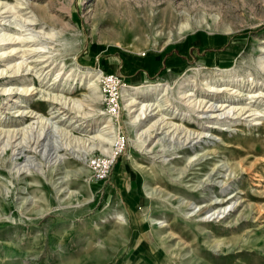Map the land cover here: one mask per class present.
I'll use <instances>...</instances> for the list:
<instances>
[{
	"label": "rangeland",
	"instance_id": "obj_1",
	"mask_svg": "<svg viewBox=\"0 0 264 264\" xmlns=\"http://www.w3.org/2000/svg\"><path fill=\"white\" fill-rule=\"evenodd\" d=\"M2 34L42 53L0 60V264H264V98H249L264 95V0H0ZM88 70L170 88L154 120L174 131L139 139L124 102L112 121ZM201 101L255 116L202 119ZM117 133L97 181L89 160L115 154Z\"/></svg>",
	"mask_w": 264,
	"mask_h": 264
},
{
	"label": "bare ground",
	"instance_id": "obj_2",
	"mask_svg": "<svg viewBox=\"0 0 264 264\" xmlns=\"http://www.w3.org/2000/svg\"><path fill=\"white\" fill-rule=\"evenodd\" d=\"M206 3V2H205ZM21 5V4H20ZM24 8V7H23ZM180 16H181V14H180ZM180 18V17H179ZM174 19H175V17H174ZM173 19H171V21H172ZM28 22H34V20H32V19H30ZM35 24V23H34ZM172 24V23H171ZM178 25V24H177ZM173 26V25H172ZM175 29V28H174ZM188 29H189V25L186 23V22H183V23H181L179 26H178V28H177V33H179V34H183L184 32H186V31H188ZM176 31V30H175ZM24 32V31H23ZM171 33V32H170ZM46 34V33H45ZM3 35V34H2ZM49 35V34H48ZM52 35V34H51ZM188 35V34H187ZM4 37L3 38H1V40H0V42L2 43H4L3 44V46H8L7 48H3L2 50H4L2 53H1V55H0V60L1 61H5L4 59L5 58H11V57H15L17 54H19V53H21V52H40V51H36V50H38V49H30V50H27V49H24V50H20L19 49V47L18 46H25V44H27V43H32L33 41H30L29 39H26V38H22V39H20V38H17V37H15L13 34H5V35H3ZM42 36V35H41ZM45 36V35H44ZM170 36V35H169ZM191 36V35H190ZM171 37H172V35H171ZM183 37V36H182ZM17 38V39H16ZM173 38V37H172ZM171 38V39H172ZM33 39V38H32ZM0 43V44H1ZM199 43V42H198ZM198 43H197V45H198ZM42 45H43V43H42ZM187 46H188V44H187ZM41 48V47H40ZM40 53H42V52H40ZM43 53H44V51H43ZM43 61V60H42ZM14 63V62H13ZM13 67V68H12ZM22 67H23V63H20V64H17V63H15V64H11V63H8V69L10 68V70H11V68H12V70L11 71H9V72H12L11 73V75H8V76H14V74L15 75H17V74H19V72H20V69L21 70H23L22 69ZM30 67V66H29ZM262 68H263V70H264V64L262 65ZM35 69V68H34ZM22 72V71H21ZM8 74V73H7ZM101 73H99V72H96V73H94L92 70H88V71H86V75L87 76H89L90 78H89V81H88V83H87V88L90 90V93L92 94V96L93 97H95V96H97V92H98V90H99V81H100V79H101V75H100ZM6 76V75H5ZM12 89V88H11ZM8 89H6L5 90V93H8V94H11L10 92H11V90H9V91H7ZM16 90V89H15ZM33 90L35 91V89H29V88H26V89H23V93L22 94H25V95H27V94H31V93H33ZM208 92H210L211 94H212V96H214V94L215 93H223V92H227V91H229V89L227 88H223V89H221V90H216V89H214L212 86H208ZM21 91V90H20ZM169 91H170V88H166V87H163V88H158V87H151V88H147V89H145V88H142V87H137V88H133V89H123V102L125 103V105H124V107H125V109H127V111H128V113H130L131 114V119H133V121H132V124L133 125H136V126H139V127H141V129H139L140 131H137V132H139V133H136V137H139V139H141L143 136H144V139H149V138H151L152 139V133L153 132H155L156 134H160V130L161 131H163V130H165V129H169V132L170 133H172L173 131H174V129L173 130H171L172 129V127H175V126H177L175 123H173V122H166V120H169V118L168 117H164V116H162V117H160V118H158L157 120L155 119L154 120V118L156 117V116H159V114H162L164 111H166V109H164V107L161 105V104H157L156 103V101L154 100V97H157V99L159 98V96L160 95H167L168 93H169ZM14 92V91H13ZM166 92V93H165ZM233 92V91H232ZM231 92V93H232ZM2 93V92H1ZM165 93V94H164ZM235 93V92H234ZM233 93V94H234ZM19 94V93H18ZM34 94V93H33ZM32 94V95H33ZM96 94V95H95ZM236 94H238V92L236 93ZM261 93H259L258 95H253L252 94V96L251 97H249V98H264V95H263V93H262V95H260ZM95 95V96H94ZM230 95H232V94H230ZM195 95L192 93V92H186V93H184V96L182 97L184 100H186V102L187 103H189V104H187V106H191V104L192 103H194L196 100H191V98L192 97H194ZM142 97H147L146 98V100H141V98ZM263 100V99H262ZM59 101V100H58ZM21 103V100H20V98H16L15 100H11V104H13V105H19ZM197 103H198V101H197ZM11 104H9L8 103V105L9 106H11ZM185 104V105H186ZM203 104V101H201V103L198 105L199 107L198 108H200V110H201V112H202V116H201V118L203 119H210V120H213V119H218L219 118V116H220V114H218L217 115V113L216 112H219V111H225L227 108H229L228 109V111H226L225 112V114L227 113V115L228 116H231V111L233 112V114H232V117L234 116V115H238V116H240V119H242L241 118V114L242 115H246L248 112H250L249 110L247 111V109L246 108H243V107H239V106H233V107H230L231 105L229 104V105H227V104H220V106L219 105H214V104H210V106H207L205 103V105L203 106L202 105ZM61 105V104H60ZM19 106H22V105H19ZM194 106H195V104H194ZM63 108H66V107H63ZM54 109H56L55 107H53V109H51V110H54ZM56 112H58L59 113V110L57 109L56 110ZM28 113V112H27ZM27 113H25V111H21L20 109H18L17 111H16V116L17 117H26V116H28V115H26ZM62 113H64V112H62ZM256 113H258V112H256ZM249 114V113H248ZM258 114H260V113H258ZM38 114H34V112H33V114H32V116H30V117H33V118H35L36 116H37ZM67 115V114H66ZM223 115V114H222ZM222 115H221V117H222ZM227 115H226V117H227ZM15 116V117H16ZM161 116V115H160ZM179 116V114H174V113H171V117L174 119V118H177ZM253 116H255V114H252V112L247 116L248 118L249 117H253ZM263 115H259V117L261 118ZM64 117V116H63ZM67 117V116H66ZM236 117V116H235ZM68 118H70V116L68 117ZM224 118V117H223ZM228 118V117H227ZM229 118H231V117H229ZM234 118V117H233ZM171 119V118H170ZM179 119H181V118H179ZM235 119H237V118H235ZM154 120V121H153ZM59 122V121H58ZM166 122V123H165ZM74 123H78L77 124V127H82V125L84 124V122H79V121H74ZM110 123H111V120H109V119H107L105 122H104V126H103V129L101 130L100 128H99V131L98 132H101V134L99 135H95V136H93V137H90V140L92 139V140H102L103 139V142H104V140H105V138L104 137H102L101 138V136H103V134H104V131L106 130V129H108V128H110ZM212 123V122H211ZM163 124V125H162ZM258 124V123H257ZM49 126V125H48ZM207 128H217L216 126H215V124H213L212 123V125H210V126H208ZM31 129V128H30ZM35 129V128H34ZM177 129V128H176ZM26 130V129H25ZM34 131V130H33ZM10 132V131H9ZM159 132V133H158ZM196 132V131H195ZM8 133V132H7ZM13 134H14V130H13ZM24 134V133H23ZM45 134V133H44ZM155 134V135H156ZM162 134H163V132H162ZM167 134V133H166ZM10 135V134H9ZM165 135V134H164ZM200 135H201V138H202V133H197V136L195 135V137L193 138V139H191L190 141H189V143L188 144H191L193 141H194V143H197L199 140H198V138L200 137ZM13 136V135H12ZM19 136V135H18ZM25 136V135H24ZM157 136V135H156ZM168 136V135H167ZM205 136V135H204ZM16 137V136H15ZM14 139V138H13ZM39 139H40V137H39ZM11 140V139H10ZM150 140V139H149ZM106 141V140H105ZM112 141V140H111ZM114 141V140H113ZM143 141H147V140H143ZM142 141V142H143ZM159 141V140H158ZM161 141V140H160ZM102 142V141H101ZM108 142V141H107ZM173 142V141H172ZM5 143H7V142H5ZM19 143V142H18ZM23 143V142H22ZM111 144V146H112V142H110ZM27 144V143H26ZM18 146V145H17ZM26 146V145H25ZM100 146V145H99ZM6 147H7V145H6ZM36 147V146H35ZM8 149V148H7ZM21 149H22V147H21ZM15 151V150H14ZM23 152H25V151H23ZM17 153V152H16ZM160 178V177H159ZM214 204H217V203H214ZM157 224H159V223H157ZM166 225H163V227L162 228H164Z\"/></svg>",
	"mask_w": 264,
	"mask_h": 264
},
{
	"label": "built area",
	"instance_id": "obj_3",
	"mask_svg": "<svg viewBox=\"0 0 264 264\" xmlns=\"http://www.w3.org/2000/svg\"><path fill=\"white\" fill-rule=\"evenodd\" d=\"M98 84L101 86L105 115L112 121L118 119L123 111V89L127 87L123 77L101 71V79ZM113 138L117 151L115 154H105L89 160V167L97 181L107 180L116 156L125 148L128 141L127 136L123 133H117Z\"/></svg>",
	"mask_w": 264,
	"mask_h": 264
}]
</instances>
